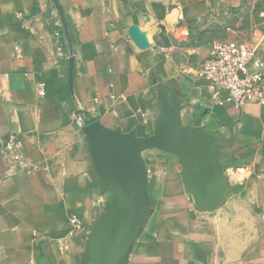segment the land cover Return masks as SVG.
<instances>
[{"label": "crops", "instance_id": "1", "mask_svg": "<svg viewBox=\"0 0 264 264\" xmlns=\"http://www.w3.org/2000/svg\"><path fill=\"white\" fill-rule=\"evenodd\" d=\"M257 1L58 0L70 52L51 0H0V264H264V102L212 103L199 75L218 40L264 63ZM93 121L141 138L165 129L189 162L141 149L147 205L105 246L97 221L122 189L100 175L81 129ZM11 136L37 170L14 159ZM72 214L82 233L70 234Z\"/></svg>", "mask_w": 264, "mask_h": 264}, {"label": "water", "instance_id": "2", "mask_svg": "<svg viewBox=\"0 0 264 264\" xmlns=\"http://www.w3.org/2000/svg\"><path fill=\"white\" fill-rule=\"evenodd\" d=\"M57 11L60 24L72 51V39L63 9L58 0H51ZM74 57L68 58L67 81L70 93L73 84ZM81 129L88 136L100 166L103 179L122 189V196L117 205L107 209L97 221L100 241L105 246L109 228L116 222L123 221L131 225L144 212L148 202L147 170L140 154L141 149L160 148L175 152L185 163L189 164L181 149V139H171L165 136V129H161L150 138L136 137L133 134L113 132L102 126L98 121L82 124ZM208 175H212L214 168L209 162L205 165ZM196 177L190 173L188 184L194 186ZM234 192L236 190L234 189ZM90 238V236H89ZM89 240V239H88Z\"/></svg>", "mask_w": 264, "mask_h": 264}, {"label": "built area", "instance_id": "3", "mask_svg": "<svg viewBox=\"0 0 264 264\" xmlns=\"http://www.w3.org/2000/svg\"><path fill=\"white\" fill-rule=\"evenodd\" d=\"M199 75L212 85V103L222 105L232 102L241 107L248 100L264 102V63L255 57L253 48L243 43L231 40L214 41ZM45 90L44 82L37 83L38 95H44ZM6 147L14 151V159L24 167L26 173L38 169L37 165H26L21 142L16 136L9 138ZM69 224L72 235L85 231L84 222L74 214L70 215Z\"/></svg>", "mask_w": 264, "mask_h": 264}, {"label": "rangeland", "instance_id": "4", "mask_svg": "<svg viewBox=\"0 0 264 264\" xmlns=\"http://www.w3.org/2000/svg\"><path fill=\"white\" fill-rule=\"evenodd\" d=\"M264 8V0L260 3V0H258L257 2H256V7L255 8ZM216 35H218V32H219V29H216Z\"/></svg>", "mask_w": 264, "mask_h": 264}, {"label": "trees", "instance_id": "5", "mask_svg": "<svg viewBox=\"0 0 264 264\" xmlns=\"http://www.w3.org/2000/svg\"><path fill=\"white\" fill-rule=\"evenodd\" d=\"M60 31H61V33L63 35L62 29ZM66 94H67V97H68V102L72 105L71 93H70V91L67 88H66Z\"/></svg>", "mask_w": 264, "mask_h": 264}]
</instances>
